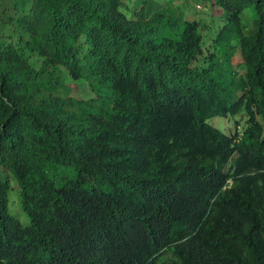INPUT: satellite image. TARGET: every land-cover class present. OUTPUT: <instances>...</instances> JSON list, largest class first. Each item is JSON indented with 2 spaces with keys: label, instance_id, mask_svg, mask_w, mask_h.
<instances>
[{
  "label": "trees",
  "instance_id": "16d2710c",
  "mask_svg": "<svg viewBox=\"0 0 264 264\" xmlns=\"http://www.w3.org/2000/svg\"><path fill=\"white\" fill-rule=\"evenodd\" d=\"M168 1L0 0V264H264V0Z\"/></svg>",
  "mask_w": 264,
  "mask_h": 264
},
{
  "label": "rangeland",
  "instance_id": "374dc122",
  "mask_svg": "<svg viewBox=\"0 0 264 264\" xmlns=\"http://www.w3.org/2000/svg\"><path fill=\"white\" fill-rule=\"evenodd\" d=\"M167 2V1H166ZM169 3L173 4L176 8L184 12V14L189 18H200L204 21V31L206 32V28L208 25H213L216 28L220 25V18L213 16V19L211 17L210 9L208 8L207 3L204 0H169ZM168 3V4H169ZM243 16L245 19V22L247 23L248 27L253 26V16L254 13L249 10H245L243 12ZM213 27H210L209 30H212ZM1 38L4 41H17L18 40V34L12 30H9L6 34H3ZM32 58H37L36 55H32ZM235 117L233 116H214L211 121L218 125L220 128H222L226 132H232L236 127ZM246 121L245 117L241 118V124L238 126V129H242L244 126V123ZM11 181V187L9 192V212L13 213L14 215L18 216L25 224H28L30 220V216L25 211V209L22 206L21 201V190L20 185L16 181L14 176H10Z\"/></svg>",
  "mask_w": 264,
  "mask_h": 264
}]
</instances>
